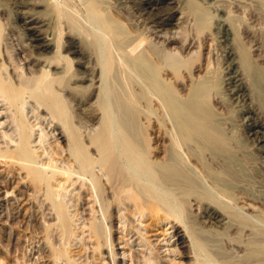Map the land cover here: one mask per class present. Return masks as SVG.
<instances>
[{"label":"rangeland","instance_id":"rangeland-1","mask_svg":"<svg viewBox=\"0 0 264 264\" xmlns=\"http://www.w3.org/2000/svg\"><path fill=\"white\" fill-rule=\"evenodd\" d=\"M52 1L53 0H48V1L47 0H0V26L2 33L5 34L6 36L8 35V37L10 38V42H11L10 50L12 52L14 51L13 53L16 54L15 55L16 57L17 56L19 57L18 58L19 60H22L21 63L23 65L22 64L21 65L24 67L25 72L27 69L26 67L27 64L25 60L21 57L29 56L28 58L31 59L32 62L34 61L35 63L33 67L35 68V70L39 71L40 69H43V67L46 64V61H53V63L55 64L54 61L56 60L57 55L58 56L60 55L58 52L60 50L59 48H61L60 53L63 51L61 53V56H64L65 54L64 61L67 62L68 60V62L72 64L71 65L72 68L70 67L68 68V70L70 69V71L66 70L68 71L67 73L65 71V66L67 65L65 64L64 61H62L64 64L60 62V67L58 69L61 70L63 68L65 72L64 74H61L63 75V77L60 80L61 83L68 84L69 86H73L75 85V83L80 84L81 82V84L85 86L88 84V82L84 79H83L84 81L83 80L79 81V79L81 77L84 78L85 74L87 75L88 69L91 70L93 66L95 65L97 66L98 63L97 61L99 60L98 58H100L98 57V55L99 56L101 55L100 54L101 51L99 49L100 46L103 45L102 44L103 42L104 45H106L105 48L107 49V51L110 48L113 49V47H114L113 50L115 51L116 45L119 46L117 43L122 44L126 39L132 41L134 38H136L139 35V33H141L142 36L152 35L151 30L148 29L147 32L146 28L148 26H153V27L155 26L153 25L154 23H152L153 21L152 19L155 17L156 12L159 13L158 9L161 13H167V11L169 12L171 10L170 12H172L174 16V20H173L174 23L177 21L176 20L177 17L180 16V12H183V14L185 13L186 15L184 14V19H183L184 23L182 22L179 27V29L180 28L184 29V30H180L181 32H177L179 31V29L177 30V26L175 24H168L163 27L161 26L162 28L158 26H157L158 28L156 27L157 30L158 29L161 30L162 33L167 32L168 34H170L172 31L170 35H173L174 32L173 30L174 28H176L175 37L179 39L175 38L174 43L169 46L172 47L176 46L175 51H177V55H179V57L181 55L182 56L181 58L183 59L181 61V66L180 68H178L179 70L177 73L178 74L177 77L180 76L178 78L179 80L174 75V73H172L173 71H170V73L167 76L168 81H165L167 82V84L165 83L166 85L164 86V89L165 91L168 90V92L170 93L172 92L174 94L176 93L175 95L176 96L178 95L177 98H179L180 103L189 102V100L193 97L192 95L193 94L195 95L200 90L201 93H204V95L206 96L204 97V101L198 104V110L201 111L207 109V114L209 116V125L211 126V128H213L214 130L218 129L216 131H218L219 133L222 132L224 133L222 137L225 141V144L223 145L222 149L221 147H219L220 150H217L216 144H212L213 146L216 145L215 146L216 149H215V147H213L210 144L207 145L203 139H201L199 136L195 134L190 136L189 139L191 141L190 140L188 141L191 143L190 145H188L189 144L188 141L186 143V141L184 142L183 140L181 141V139L178 138L179 136L176 137L177 135H179V133L175 124L173 112L168 111L167 107L166 109L165 108L163 109L162 108L163 106L162 105L159 106L160 104L156 100L151 99L150 100L151 102L143 100L139 104L138 103L135 104V107L133 108H131L132 106H130V104L128 103L129 105L126 104L124 107H122L123 110L120 108L121 111L116 108L118 113L115 110V119L116 118L121 119V117L127 118V115H125L126 114L125 111H128V114H130L131 109L135 110L134 114L136 112V115L133 116L132 118L129 117L126 119L127 121L131 119L129 120V122L131 121L130 127L132 132H134L136 135H139L140 137H145V136L147 138L156 137L155 142L150 141L149 143L150 146L156 147L158 149L156 150L155 153L156 155H154V158H157L156 161L157 162L159 161V163L165 162V160L167 159H171V161L173 162L176 161L177 163L174 162L175 165L177 164L176 168H179L184 173H186V175L190 178V180L193 183V190H194L191 192L190 191L188 192L187 189L185 190L183 189V191L178 189L175 190L174 189L175 186L173 187V185H169L170 187L172 186L171 189L173 190L171 191V195L169 198L171 200L175 198L173 201L171 200L169 201L172 202L174 205L176 204L177 206L179 205L178 208H176L177 212H180L177 213V217L178 218L181 217V220L179 219L181 222H179L178 220L176 221L177 223L179 222L178 224L180 225L178 226L177 230L179 233L181 232L180 234L182 235L179 243L178 242L174 243L176 237L169 238V235L168 236L165 235L164 231L167 229L166 225L160 223L155 226L153 224H150V220L147 219L143 221L142 224H140V227L142 228L141 231H143L141 232L143 233V238H146L150 244H146V246L141 245V243H139V245L137 244L140 240L137 239L139 237L138 236L139 233L137 231L139 229L137 228L140 227H139V223H135L133 221L135 224L132 222L133 223L132 226H136V228L134 227L136 231L134 230L135 232H133L132 238H130L131 235H128L127 237L124 238V241L126 239H129V245H127L124 241L123 242L121 241L122 234L120 233L121 228H119V225L122 222V218L121 219L118 218L119 217L118 215H120V213L123 212L124 210L121 212L119 211L118 214V209L116 208L114 210V213L116 212L114 214L115 217L114 219H112L111 231L110 233L108 232V237L113 241L114 244L113 252L120 253L118 254L120 258L124 257L123 255H121L122 252L125 253L124 261L123 262L120 261V264H133L134 261H135L134 264H136L137 262H138L137 264H145L144 262L148 257H151V259H153L152 258L153 255L155 261L157 262L155 263V261H153L154 262L153 264H204V263L205 264H264V256L261 255L260 253L258 254L259 251L257 252L256 248L254 251V247H257L255 245V240L264 241V150H263L264 142L261 141L262 139L261 137H263L264 139V135H261L264 132V0H225V1L224 0H191V1L177 0L174 3H171L168 0H163L160 4H158L159 8L156 9L157 11L155 9H150V8L146 9V7L142 5L141 0H126V1L124 0H86L85 1L84 0V2H82L83 0H79V1L72 0L73 2L71 3H70L71 0H69L68 14L71 16L73 20H75V17L76 18L79 17L78 19L75 20L76 25L74 24L72 25V23L66 17L60 16L56 12L54 13L53 12L54 10L51 8H53L52 6L54 5L52 4L55 2ZM60 1H64V0H60ZM90 1H92V4L89 5ZM215 5L221 6L222 8V11L219 12L218 14H215V12L213 11V7ZM121 6L122 8H120ZM74 7L76 11L73 10ZM162 9L163 11H161ZM27 16L35 19L36 22L34 21L35 23H33L32 27H37V29L40 30L41 40L50 42V45L43 48H37L35 44H37L38 41L29 39L30 32L27 30L25 31L24 28V20L25 17ZM89 16H92V20H94L95 22L90 20ZM221 16L227 19L228 25L231 28L230 37L231 39H234L232 40V45H230L233 51V55L230 57L229 55H227V53H225L227 48L224 47L225 41H223L224 38L223 35H221L222 31L219 30L220 28L217 21V19L220 18ZM145 18L147 19V21ZM66 19L68 20V22L66 21ZM81 19H83V21ZM141 19L142 21H140ZM89 21L92 23V25ZM93 23L96 25H94ZM82 25L86 27L84 28L82 27ZM101 26L108 27V29H110L113 32V34H115V38H114L115 41L112 40L113 47L110 42L105 43V40L103 39V36L105 37V35L101 37V35L104 34L102 32L103 28H101ZM74 29L77 31H75ZM168 29L170 32L168 31ZM184 32L187 33V35H185ZM96 33L100 35V38L102 40L99 39V36ZM85 34L87 37L85 36ZM10 35L12 36V38ZM152 39H154V37ZM156 39L159 41L161 40L159 38H155L154 41H156ZM89 40L90 41L92 40V42L89 43L90 42ZM54 43L56 44V47ZM22 44L26 45L27 47L26 46L24 47V45ZM98 44H100L99 48L97 47ZM192 44H194L195 46ZM12 45H14L15 48ZM177 45L179 46L183 45L182 47L185 48L187 47V45H189V49L185 50V48L182 47L179 48ZM158 46L160 48L161 44L160 43L157 44V47ZM196 46L198 48L200 46L201 47L198 49ZM21 48L23 49V52H21ZM16 49L18 50V52ZM191 50H193V52H191ZM241 51H245V54L243 52L242 54ZM146 52L148 53H144V54L148 55L150 52L149 56H152V50L150 51L146 50ZM244 55H246V57L249 58V63L247 65L248 66L247 68L251 69V71H248V69L246 71L244 70L245 67L241 62V58L244 57ZM145 58H147V56ZM151 58H153V56ZM147 60L153 61V59H150L149 57L147 58ZM231 60L236 62V65L238 66V70L240 69L239 72L241 71L240 72L242 78V84L240 86L241 90L238 91L237 93L231 90H233L234 85H236V83L238 84L239 82L236 83L230 82L231 79L230 80L228 79L229 77L228 72L230 67L228 64L230 63ZM115 67L116 68L112 69V71L110 72V75H108L110 76L108 77V80L112 79V81L107 82L106 85L109 84V86L108 89L105 88L106 91L108 90L107 93L109 92L108 97L110 98L109 100L112 102V104L113 103L115 104V102L117 101L111 100V96L115 97L116 95V100L119 99V101H121V99L117 97L121 96L123 98L121 102H125V101L127 102V96L128 94L130 95V93L128 92L133 91L136 94H139L141 92L139 88L132 87V85H130L129 83L130 74L127 71L126 72L122 71L121 68L119 70V67H117V65ZM50 68L51 71H57L55 67H50ZM69 73L70 75L72 74L77 75V79L78 78L79 79L78 80L75 79V83H73L74 80L68 81L70 77ZM157 76L161 77V74ZM174 78L176 79V82H178V84L177 83L174 84L175 83ZM123 80H125L126 82H124ZM118 83L120 84V86ZM125 84L129 85V88ZM96 85H99V83ZM167 85H169L170 87ZM199 87L201 89H198ZM169 88L170 89L175 88L174 90L175 92L173 90H171L172 92L169 91ZM124 89L127 91L125 92ZM153 90H154L153 88L149 90L146 89L145 94L147 95L148 91L150 92ZM117 93H119L118 96ZM71 95L73 94H70V96ZM242 97L244 98L242 99ZM93 101L94 100L92 99L90 103ZM81 103H80V107L84 111L89 112L92 108V110L93 109L96 110V112L95 110L93 111L94 114L96 113L95 114L96 117L101 116L100 115L101 110L100 109H99L100 111L98 110L99 107L96 108L97 104H94L91 107L90 103H86L85 101ZM248 108L250 109L252 108V110L254 111V114L252 113L253 114L252 118H248V116H250V114L246 112ZM1 110L2 109L0 108V111ZM164 110L166 113V114L164 113L165 115H163L162 112ZM26 111L27 109L25 108V112ZM161 114L163 115V118L161 117L162 116ZM30 115L31 112L28 114V116ZM117 115L118 117H116ZM167 116L169 118H167ZM157 118L158 119L160 118L159 120L161 121L163 127L161 126V123L159 120H157ZM8 119L9 118L2 117L0 115L1 123H3L4 120L7 121ZM253 121H258L263 125L262 127L263 130L260 129V133L255 134L254 130L251 128L250 124ZM212 123L215 125H213ZM172 124H174L175 126L174 125L171 126ZM169 127L171 128V130L173 129L175 130L177 129V130L176 131L168 130L170 129ZM0 128L3 131H8L7 128H4L1 125ZM45 130L48 131L49 128ZM39 134L40 132L36 133L34 137L36 143H38ZM48 137L49 138L46 137L45 139V140L49 139V141L48 140L46 141L47 143L46 145H49L48 143H50V141L51 142L54 141L53 137L51 138L50 136ZM174 139L176 140V142H178L177 144H174L175 141L172 142ZM194 142L195 144L191 145ZM53 143L55 144V142H52L51 145H53ZM62 143H60L61 147L65 145V142ZM168 145L169 148L171 149V152L168 148ZM56 146H58V144H56ZM176 146L178 149H176ZM172 147L175 150H173ZM199 147H201V150L199 149ZM181 148L182 151H180ZM190 148L192 152H190ZM197 150H199L200 153ZM184 152L185 155L183 154ZM182 154L184 155V157H181ZM166 156H168L167 159ZM228 164L230 165L228 166ZM207 170L210 172H215L217 176L215 175L216 177L213 178L214 173H212L213 176L209 175L207 173ZM7 171L8 170H6L4 166L2 165L0 166V259L2 262H6L5 264H15L16 262L19 264L18 261L20 260L23 261L24 263L26 262V264H49V261H47L48 258L46 256L47 248H45V245L43 244L45 219H42L43 217L41 216V213L38 210L37 207L38 202L37 200H34L32 190L29 187V185H27L21 173H19V171L14 172V177H12L13 176L12 173ZM194 178L196 180H194ZM75 192L76 191H74V193ZM179 192L181 195L178 194ZM250 194L253 196H251ZM175 195L178 196L175 197ZM183 195L186 197L184 198ZM187 197L189 198V200H191L190 203L189 200L185 201ZM177 198L179 200L178 202H176ZM251 198H253L254 200ZM180 201H182V204ZM194 202H196V204ZM247 205L253 207L254 210H249ZM180 206H182V208L184 207L185 209L183 208L182 211ZM188 206L191 209L187 208ZM186 208L188 209V211L186 210ZM70 210L72 211L73 208H71ZM81 210L82 209H80L79 212H81ZM212 210H216V212L220 214L217 220L216 219L210 220L208 216V211H212ZM221 210L223 211V213ZM242 212L247 213V215ZM74 213L75 211H73V214ZM181 213H183V215ZM82 214H84V212L78 215L80 217L78 218L80 221L78 220L77 224L78 222H81L82 219L86 221L85 220L86 217L89 218L88 216H85V214L84 215ZM245 215L249 216L247 217V221L251 220L250 222H247L246 226L239 223L238 220L240 219H237L239 216L242 217ZM137 216L138 215H136V218ZM130 220L133 219L130 218ZM230 223L234 224L236 228L235 229L233 227L230 228L232 226V224ZM144 225H148V227L146 226L147 227L146 228ZM183 226L189 227V229L193 228L191 232H193L192 234L194 238L196 237L195 239L198 238L196 241L200 243L199 247L202 251L198 249V251L193 252L192 249L193 247L190 244V241L187 240L188 237L184 236L182 230ZM77 232L76 235H78V237L76 236L77 238L75 241H73L72 246L70 248V250L72 249V252L73 251L75 252V254H72V259H75L76 262L78 263L84 264L86 261V257L90 255L91 258L89 260L90 261L89 264H108V263L113 264V262L111 261L113 259V257L110 254L111 251L109 248L106 247L105 244L103 246L101 245L102 247H100V250L95 251L93 254L89 252V250L87 251L84 248H82L80 243L77 241V239L81 237L82 234H79V231ZM124 234L125 231L123 232V235ZM59 237L60 236H58V238ZM61 242H64V239H62V237L58 239L56 245L57 246L60 245ZM75 242L79 244L77 243L75 244ZM41 245H42V249L39 250V247H41ZM89 246L91 247L90 251H92L93 245L90 244ZM79 249H80V253H79ZM149 251L153 252V254H151L152 256H149L148 253ZM197 253L199 257L197 256L194 257V255H197ZM43 254L46 256V258H43L45 257L43 256ZM108 255L110 256L111 259H109ZM132 255L134 256V258ZM143 257L145 260H143ZM173 260H175L178 263H176L175 261L173 262ZM115 261L119 262V260L117 259Z\"/></svg>","mask_w":264,"mask_h":264},{"label":"bare ground","instance_id":"bare-ground-1","mask_svg":"<svg viewBox=\"0 0 264 264\" xmlns=\"http://www.w3.org/2000/svg\"><path fill=\"white\" fill-rule=\"evenodd\" d=\"M53 1L55 2L53 4L51 3L52 5H54V6L51 5L53 7L51 9L54 10L53 12L54 13L56 12L60 16L66 17L72 23V25L73 24L76 25L75 20L78 19L79 17L78 18L75 17V20H73L71 18V16L68 14L69 0H64V1L53 0ZM124 1H126V0H124ZM162 1L163 0H141V3H142V5H144L146 7V9L150 8V9L156 10L159 8L158 4H160ZM168 1L171 3H174L177 0H168ZM71 2H73V1L71 0L70 3ZM82 2H84V0ZM90 4H92V1L89 2V5ZM120 8H122V6ZM73 10H75V7ZM167 10H169V9H167ZM161 11H163V9ZM170 11L169 12L167 11V13H161L158 9L159 13L156 12L155 17L154 18L152 17L153 18L152 23H154L153 25H155V26L154 27L153 26L147 27L146 26L147 24L145 25L147 27L146 28L147 32H148V29L151 30V33H152V35H150L151 37L149 35L148 36H144V35L142 36L141 33H139V35L138 36L136 35L137 37L134 38L132 41L126 39V40H124V42L122 44L117 43L119 46L116 45L117 48L115 47V51L113 50L114 47L112 44V40L115 41V39H114L115 34H113V32L110 29H108V27H106V26L102 27L101 26V28H103V30H104L103 31L102 29H100L104 33V34L101 33L102 34L101 37L103 35H105V37L103 36L105 43L110 42L112 44L113 49L110 48L107 51V49L105 48L106 45H104V42L102 43L103 44L102 46H100V44L97 45L98 48L100 46L99 50L101 51V53H100L101 55L100 56L98 55V57H100V58L97 57L99 59L97 61L98 63L96 62L97 66L96 65L93 66L91 68V70L88 69V73H87V75L85 74L84 78L83 77H81L80 79L78 78L79 81H82L84 79L88 82V84L85 86H83L81 84V82H80V84H76L75 79H77V75L72 74V73H71L72 75H70V73H69L70 77L68 75V77H69L68 81L74 80L73 83H75V85L72 84L73 86H69L68 84H62L61 83L60 80L63 77V75H61V74L65 73L63 68L61 70L58 69L60 67V62L64 61V59H65L64 58L65 54H64V56H61V53L63 52L62 51L60 53L61 48H59L60 50L58 52L60 55L59 56L57 55V58L55 57L56 58V60L54 61L55 64L53 63V61H46V64L43 67V69H40L39 71L35 70V68L33 67L35 65V63H34V61L32 62V60L28 58L29 56L21 57L25 60V62L27 64V66H26L27 69L25 72V69L22 66L23 64L21 63L22 60H19L18 59L19 57L18 56L16 57L15 56L16 54L13 53L14 51L12 52L10 50L11 49L10 38L8 37V35L6 36L5 34L2 33L1 26H0V108L2 109L0 111V115L2 117L9 118L7 121L4 120L5 122L3 121V123L0 122V125L3 126L4 128H7L9 131V133H8V131H3L0 128V166L1 165L4 166L5 169L8 170L7 172L12 173V175H13L12 177H14V172L19 171V173H21L22 177L25 179L27 185H29V187L31 188L32 193H33V198H34V200H37V202H38L37 207H38L39 212L41 213V216L43 217L42 219H45V223H44L45 229L43 228L44 229V234H43L44 242H43V244L45 245V248H47L46 256L48 258L47 261H49V264L50 263L51 264H63V263L64 264H81V263L76 262L75 259H72V254H75V252L74 251L72 252V249L70 250L73 241H75L76 238L78 237V235H76L77 231H79V234H82V236L78 238L79 240L77 239V241L80 243L82 248H84L87 251L89 250V252L94 254L95 251H99L100 247H102L105 244L106 247L109 248L111 251L110 254L113 257V259L111 261L113 262V264H120V261L123 262L124 257H125V253L122 252L121 255H123L124 257L120 258L118 256V254H120V253L113 252L114 251L113 250L114 244H113L112 239H110L108 237V232L110 233V231H111L112 219H114V217H115L114 214L116 212L114 213V210L116 208L118 209V214H119V211L121 212L124 210L123 212L120 213V215H118L119 217L117 216L120 219L122 218V222H121L122 225L121 224L119 225V228H121V231L118 229L120 231V233L122 234V236H121L122 242L124 241V238L127 237L128 235H131L130 238L133 237L132 236L133 232L136 231V229H134V227L136 228V226H132V224L134 222L139 223V227H140V224H142V222L147 220V219L150 220V224H153L155 226L160 224V223H163L164 225H166L167 229L165 228L166 229L164 231L165 235H167V236L169 235V238L176 237L174 243H176V242L179 243V241L182 237V235L180 234L181 232L179 233L177 230L178 226H180L178 223L181 222L180 221L181 220L180 214H179L180 218L177 217V213H180V212H177V210H176V208H178L179 205L178 206H177V204L174 205L172 202L169 201V200H171L169 198L171 195V191H173L171 189L172 186L170 187L169 185H173V187L175 186V188H174L175 190L178 189V190L183 191V189L184 190L187 189L188 192L189 191L191 192V191H194L192 181L186 175V173H184L181 169L176 168L177 164L176 165L174 164V162L177 163L176 161L173 162V161H171V159H167L168 156H166L167 160H165V162L159 163V161L158 162L156 161L157 158H154V155H156L155 153H156V150H158V149L156 147L150 146V144H149L150 141L155 142L156 137L147 138L145 136V134H144L145 137H140L139 135H136L134 132H132L131 127H130L131 121L129 122V120H131V119H129L128 121L126 119L129 117L132 118L133 116H135L136 115V112L134 114L135 110L131 109L130 114H128V111H125V109H124V111L126 112L125 115H127V118H122V117H121V119L116 118L117 121L115 119V110L117 111V109H119L121 111L122 107H124L126 104L129 103L130 106H132L131 108H133V107H135V104H137V103L139 104L143 100L150 101L151 99H153V100H156L160 104L159 106L162 105L163 109L164 108L166 109V107H167L168 111L173 112L175 124H176V127L178 129V133H179V135H177L176 137L179 136L178 138L181 139V141L183 140V142L186 141V143H187V141L190 140L189 139L190 136L195 134V135L199 136L201 139H203L207 145L208 144H210V145L216 144L217 150H220L219 147H221V149H222L223 145L225 144V141L222 137V135L224 133L223 132L219 133L218 131H216L218 129L214 130L209 125V116L207 114V109H204L201 111L198 110V104L202 103L204 101V97L206 96V95H204V93H201V91L199 90L195 95L194 94L192 95L193 96L192 98L190 97L191 99L189 100V102L180 103L179 98H177L178 95L176 96L175 95L176 93L174 94L171 91V90L174 91L175 88L174 89L169 88V91H171L172 93L168 92V90L165 91V89H164V86L167 84V82H165V81H168L167 80L168 74L170 73V71H173L172 73H174V75L177 77V75H178L177 73L179 70L178 68H180L181 61L183 60L181 58L182 57L181 55H180V57H179V55H177V51H175L176 46H174V47L169 46V45H172L174 43L175 38L179 39V38L175 37L176 36V34H175L176 28H174V30H173L174 31L173 35H170L172 33V31L170 34H168L167 32L162 33V31L159 29L157 30L158 27H161V26L163 27V26L168 25V24H175L177 26V30H178L180 27V24L182 22L184 23L183 19H184L185 13L183 14V12H180V16L177 17V19H176L177 21L174 23L173 22L174 16H173V13ZM213 11L215 12V14H218L219 12L222 11V8H221V6L215 5L213 7ZM150 14H151V12H150ZM223 16L218 18L217 21H218V25L220 28L219 30L222 31L221 35H223V38H224L223 41H225L224 47L227 48L225 53H227V55H229V57H230L233 55V51H232L230 45H232V40H234V39H231V37H230L231 28L228 25L227 19L224 18ZM89 17H90V20H92V16H89ZM67 19H66V21L68 22ZM83 19H81V20L83 21ZM148 20H149V18H148ZM34 21H35V19L32 17L30 18L29 16L25 17V20H24L25 31L27 30L30 32L29 39L38 41V43L35 44V46L37 48H43V47L50 45V42L41 40L40 30H38L37 27H32L33 23L36 22V21L35 22ZM92 21H94V20H92ZM140 21H142V19ZM146 21H147V19H146ZM185 22H186V20H185ZM84 24H85V22H84ZM72 25H71V27H72ZM83 25H82V27L85 28L86 26H83ZM91 25H92V23H91ZM94 25H96V24H94ZM98 26H100V25H98ZM98 26H96V27H98ZM73 28H72V30H73ZM180 30H184V29L180 28L179 31H177V32H181ZM75 31H77V30H75ZM168 31H169V29H168ZM81 32H83V31H81ZM18 34H19V32H18ZM86 34H85V36H86ZM182 34H183V32H182ZM30 35H31V37H30ZM185 35H187V33H185ZM98 36H99V39H101L100 35H98ZM153 37H154V39H152ZM185 37H187V36H185ZM11 38H12V36H11ZM155 38H159L161 40L159 41L156 39V41H154ZM13 39H14V37H13ZM96 39H97V37H96ZM107 39H108V41H107ZM91 42H92V40L89 43H91ZM159 43L161 44L160 48H159V46L157 47V44H159ZM183 43H184V40H183ZM185 43H187V42H185ZM24 44H22V45H24ZM188 44H190V43H188ZM192 45H194V44H192ZM12 46H14V45H12ZM25 46L26 45H24V47ZM177 46L180 48L183 45L182 46L177 45ZM32 47H33V45H32ZM55 47H56V44H55ZM14 48H15V46H14ZM57 48H58V45H57ZM182 48H185V47H182ZM190 48H191V46H190ZM186 49L187 50L189 49V45H187L185 50ZM146 50H148V51L152 50L153 58H151L152 56H149L150 52L148 55L144 54V53H148V52H146ZM41 51H43V50H41ZM56 51H58V50H56ZM17 52H18V50H17ZM21 52H23L22 48H21ZM191 52H193V50H191ZM209 52H211V51H209ZM242 52L245 54V51H241V53ZM143 54L146 55L147 58L149 57L150 59H153V61L147 60V58H145L146 56H144ZM223 57H225V56H223ZM241 62L243 63V66L245 67L244 70L246 71L248 69L247 65L249 63V58H247L246 55H244V57L241 58ZM65 64L67 65V66H65V71L68 70L69 67L72 68L71 67L72 64H70V62H68V60H67V62H65ZM116 65H117V67H119V70L121 68L122 71H125V72L127 71L130 74V78H129L130 79L129 80L130 85H132V87L139 88V90L141 92L139 94H136L133 91L128 92V93H130V95L129 94H128V96L126 95L127 96V102L126 101L121 102L123 99L121 96L117 97V98L121 99V101H119V99L116 100V95H115V97L110 95L111 100L117 101V102H115V104L114 103L112 104V102L109 100L110 98L108 97L109 92L107 93L108 90L106 91L105 88L108 89L109 84L108 85H106V84H107V82L112 81L111 78H110L111 80H108V77H110L108 75H110V72L112 71V69L116 68L115 67ZM228 65L230 66L229 72H228V75H229L228 79L229 80L231 79L230 82H235V83L239 82L238 84L236 83V85H234V87H233V90H231V91H234L235 93H237L238 91L241 90L240 89V86L242 84V78H241V74H240L241 71L239 72L240 69L238 70V66L236 65V62H234L232 60L230 61V63ZM207 66H208V64H207ZM50 67H55L57 69V71H51ZM66 67H67V69H66ZM227 68H228V66H227ZM68 71H70V69ZM68 71H66V72L68 73ZM248 71H251V69H248ZM129 74H128V76H129ZM160 74H161L162 78L160 76H157ZM164 75H166V76H164ZM179 77H177V79ZM123 81L126 82L125 80H123ZM207 81H208V79H207ZM119 82H120V80H119ZM98 83H99V85H96ZM176 83L178 84V82H176V79H175L174 84H176ZM125 85H127V84H125ZM206 85H209V84H206ZM119 86H120V84H119ZM127 86L129 88V85H127ZM167 86H169V85H167ZM151 88H153L155 91L154 90L150 91V92L148 91V94L146 95L145 90L146 89L149 90ZM125 89H126V87H125ZM195 89H197V88H195ZM198 89H201V88L199 87ZM126 91L127 90H125V92ZM149 93H151V94H149ZM70 94H73V95L70 96ZM118 95H119V93H117V96ZM112 98H115V99H112ZM243 98L244 97H242V99ZM92 99L94 101L90 103V101ZM247 100H248V97H247ZM83 101H85L86 103H90L91 107H92V105L97 104L96 108L99 107L98 110L99 109L101 110V113H100L101 116L96 117V115H95L96 113L94 114V112H93L95 109L92 110V108H91V110L89 112H86L83 109H81L80 103ZM111 106L114 108H112ZM25 108L27 109L26 112H25ZM159 109H160V107H159ZM147 110H148V108H147ZM131 111H133V112H131ZM30 112H31V115L28 116V114ZM90 112L91 113L93 112V113L91 114ZM95 112H96V110H95ZM123 112H121V113H123ZM140 112H141V110H140ZM162 112H163V115L166 114L165 110ZM246 112L248 114H250V116H248V118H252V115L254 114V111L252 110V108L251 109L248 108L246 110ZM88 113H89V115H88ZM117 113H118V111H117ZM118 115L116 117H118ZM163 115L161 116L162 118H163ZM167 118H169V117L167 116ZM31 119H33V120H31ZM159 119L157 118V120H159ZM164 122H163V124H164ZM157 123H159V122H157ZM160 123H161V121H160ZM173 125L174 124H172L171 126H173ZM213 125H215V124H213ZM161 126H162V123H161ZM250 126L254 130L255 134L260 133V129H262V127H263V125L261 123H259L258 121H253L250 124ZM47 128H49L48 131L45 130ZM166 128H168V127H166ZM168 130H171V128ZM174 130L175 129H173L171 131H174ZM49 131H50V133H49ZM38 132H40L39 140H38V143H36L34 137H35L36 133H38ZM263 133L261 135H264ZM150 134H149V136H150ZM48 136H50V138L51 137L54 138V141H52V142H55V144L53 143V145H51L52 142L50 141V143H48L49 145H46L47 144L46 141L47 140L49 141V139H47V140H45V139H46V137L49 138ZM160 136H161V134H160ZM173 136H174V134H173ZM257 136H259V135H257ZM261 138H262L261 141L264 142L263 137H261ZM174 141H175L174 144L178 143V142H176L175 139L172 142H174ZM62 142H65V145H63V147L60 146V143H62ZM190 143L191 142H189L188 145H190ZM56 144H58V146H56ZM193 144H195V142L192 143L191 145H193ZM198 144H200V143H198ZM194 146H197V145H194ZM194 146H192V147H194ZM215 146H213V147H215ZM168 148H169V145H168ZM174 148H175V146H174ZM172 149H173V147H172ZM176 149H178L177 146H176ZM186 149H187V147H186ZM195 149H197V148H195ZM199 149L201 150V147H199ZM215 149H216V147H215ZM169 150L171 152L170 148H169ZM173 150H175V149H173ZM180 151H182V148ZM197 151L199 152V150H197ZM190 152H192L191 148H190ZM183 154L185 155V152ZM183 154L181 157H184ZM152 158H154V159H152ZM192 159H194V158H192ZM224 159H226V158H224ZM173 160H176V159H173ZM182 160H183V158H182ZM162 161H164V160H162ZM178 161H179V159H178ZM183 162H186V161H183ZM180 165H181V162H180ZM223 165H225V164H223ZM229 165L230 164H228V166ZM156 172H158V173H156ZM207 173L209 175H212V176H213L212 173H214L213 178L217 176L215 172H210L207 170ZM200 179H201V177H200ZM194 180H196V179L194 178ZM170 181H171V183H170ZM74 191H76V192L74 193ZM178 194L181 195L180 192ZM172 195H174V194H172ZM87 196H88V198H87ZM177 196L178 195H175V197H177ZM251 196H253V195H251ZM185 197L186 196H184V198ZM191 197H192V195H191ZM178 198H180V197H178ZM178 198L176 199V202L179 201ZM174 199H172L171 201H173ZM251 199H253V198H251ZM188 200H189V198L187 197V199H185V201H188ZM257 200H258V198H257ZM190 201L191 200H189V203H190ZM245 201H247V200H245ZM180 202L182 204V201H180ZM194 203L196 204V202H194ZM211 204H213V203H211ZM85 205H87V206H85ZM180 207H181V210L184 208V207L182 208V206H180ZM247 207L249 208V210H254L253 207H251L250 205H247ZM71 208H73L72 211L70 210ZM187 208H189V206ZM187 208H186V210L188 211ZM194 208H195V206H194ZM80 209H82L81 212H79ZM189 209H191V208H189ZM222 209H224V208H222ZM73 211H75L74 214H73ZM82 212H84L85 216H88L89 218L86 217V219H85L86 221H84V219H82V221L78 222V224H77V221L79 220L78 218H80L78 215L81 214ZM222 213H223V211H222ZM242 213H245V212H242ZM84 214H82V215H84ZM181 214L183 215V213H181ZM245 214L247 215V213H245ZM82 215H81V218H82ZM136 215H138L137 218H136ZM219 215L220 214H218V212H216V210L208 211V216H209L210 220H213V219L217 220ZM246 215L242 216V217L239 216L237 218V219H240V220H238V222L244 226L247 225V222L251 221V220L247 221V217H249V216H246ZM130 218H132L133 220H130ZM135 218H136V220H135ZM182 219H184V218H182ZM249 219H251V218H249ZM177 220L179 221L178 223L176 222ZM150 224H149V226H150ZM230 224H232V223H230ZM234 224H232V226L230 228L233 227L235 229L236 227L234 226ZM238 225H240V224H238ZM144 226L148 227V225H144ZM137 229H139V230H137L139 233V235L137 233V235L139 236L137 239H140L137 244L139 245V243H141V245H144V246H146V244H150L146 238H143V233H141V232H143V231H141L142 228L140 227ZM192 229L191 228L189 229V227L183 226L182 230H183L184 236L188 237V239L187 238L186 239L190 241V244L193 247L192 248L193 252L198 251V249L200 251H202L199 247L200 243H198L196 241L198 238L195 239L196 237L194 238V236L192 234L193 232H191ZM238 229H240V228H238ZM124 231H125V234L123 235ZM226 233H228V232H226ZM198 235H200V234H198ZM58 236L62 237V239H64V242H61V244L57 246L56 243L58 242V239L60 238V237L58 238ZM110 236H111V234H110ZM206 236H208V235H206ZM124 242L127 245H129V239H126ZM76 243L77 242H75V244ZM79 243H77V244H79ZM86 243H87V245H86ZM90 244L93 245L92 251H90L91 250V247L89 246ZM255 245L258 247V249H257V247H254V251L256 248L257 252L259 251L258 254L260 253L261 255L264 256V241H261V240L256 241L255 240ZM41 249H42V245H41V247H39V250H41ZM43 251H44V248H43ZM189 252H190V250H189ZM79 253H80V249H79ZM148 253H149V256H152L151 254H153V252H150V251ZM43 256H45V255L43 254ZM46 256L43 258H46ZM195 256L199 257L198 253H197V255H194V257ZM90 258H91L90 255L87 256L84 264H89ZM92 258H93V256H92ZM133 258H134V256H133ZM152 258L154 259V255ZM109 259H111L110 256H109ZM116 259L119 260V262L118 261L116 262L115 261ZM130 259H132V258H130ZM153 259H151V257H148L144 263L145 264H153L154 263L153 261H155V259L154 260ZM158 259H159V257H158ZM143 260H145L144 257H143ZM212 260H213V258H212ZM174 261L175 260H173V262ZM18 262H19V264H26V262L24 263L21 260ZM5 263L6 262H2L0 259V264H5ZM82 263H83V261H82ZM134 263H135V261H134ZM155 263H157V262L155 261ZM176 263H178V262H176ZM15 264H18V263L16 262Z\"/></svg>","mask_w":264,"mask_h":264}]
</instances>
